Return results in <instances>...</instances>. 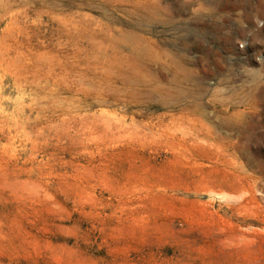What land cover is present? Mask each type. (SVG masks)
Returning a JSON list of instances; mask_svg holds the SVG:
<instances>
[{
  "label": "rangeland",
  "instance_id": "1",
  "mask_svg": "<svg viewBox=\"0 0 264 264\" xmlns=\"http://www.w3.org/2000/svg\"><path fill=\"white\" fill-rule=\"evenodd\" d=\"M0 264H264V0H0Z\"/></svg>",
  "mask_w": 264,
  "mask_h": 264
}]
</instances>
